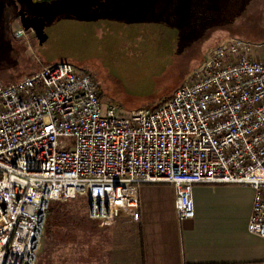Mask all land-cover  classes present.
Here are the masks:
<instances>
[{"label":"built area","instance_id":"obj_1","mask_svg":"<svg viewBox=\"0 0 264 264\" xmlns=\"http://www.w3.org/2000/svg\"><path fill=\"white\" fill-rule=\"evenodd\" d=\"M18 38L25 30L16 31ZM233 37L156 108L104 107L71 62L0 82V264H38L52 204L84 198L100 224L143 221V184H170L179 221L198 184L253 188L248 230L264 240V55Z\"/></svg>","mask_w":264,"mask_h":264},{"label":"rangeland","instance_id":"obj_2","mask_svg":"<svg viewBox=\"0 0 264 264\" xmlns=\"http://www.w3.org/2000/svg\"><path fill=\"white\" fill-rule=\"evenodd\" d=\"M128 1L60 0L37 11L30 9L46 20L48 38L43 44L32 34L12 37L9 30L22 26L17 20L8 27L6 18L13 13L0 7L5 17L0 33V82L9 85L43 65L71 62L93 74L104 107L115 105L118 114L128 116L162 104L203 65L212 49L233 37L249 41L264 55V0H140L152 6L151 15L136 13L129 16L131 20L118 19L120 5L132 13ZM107 10L114 17L100 18ZM86 210L84 198L52 204L38 264L49 242L74 239L73 233L62 229L70 220L84 216L83 225L98 223L88 218Z\"/></svg>","mask_w":264,"mask_h":264},{"label":"crops","instance_id":"obj_3","mask_svg":"<svg viewBox=\"0 0 264 264\" xmlns=\"http://www.w3.org/2000/svg\"><path fill=\"white\" fill-rule=\"evenodd\" d=\"M139 2L126 3L132 13L120 5L118 19L151 15L152 6ZM110 14L107 10L100 18ZM139 197L141 224L93 223L81 234L73 233L74 239L49 242L41 264H264V240L248 230L254 197L250 186L196 185L195 215L182 222L170 184H143Z\"/></svg>","mask_w":264,"mask_h":264},{"label":"flooded vegetation","instance_id":"obj_4","mask_svg":"<svg viewBox=\"0 0 264 264\" xmlns=\"http://www.w3.org/2000/svg\"><path fill=\"white\" fill-rule=\"evenodd\" d=\"M59 1L60 0H0V7H2V6L5 7L6 6V7L9 8V10H8L9 13L10 12L13 13V15H11V16L6 18V22L8 21L7 25L9 27L11 22H14V21H17V20L20 22L19 11H25L27 14L32 15V16L33 15L41 16V15L36 14V13L31 14L29 12L30 9H32L34 11H37L38 8H42L43 6L47 7V6L51 5V4L57 3ZM4 22H5V17H4L3 11H0V33L2 32L1 31V23H4ZM20 24H21V22H20ZM9 32L12 35V37L18 38L16 36V31L14 32V31H12V29H10ZM28 34H30V35L32 34L33 36L36 37L35 32L33 30H25V36H28Z\"/></svg>","mask_w":264,"mask_h":264},{"label":"water","instance_id":"obj_5","mask_svg":"<svg viewBox=\"0 0 264 264\" xmlns=\"http://www.w3.org/2000/svg\"><path fill=\"white\" fill-rule=\"evenodd\" d=\"M19 15L22 27L25 30H33L38 42L43 44L48 38V34L45 31L46 21L44 18L37 15H29L25 11H19Z\"/></svg>","mask_w":264,"mask_h":264},{"label":"trees","instance_id":"obj_6","mask_svg":"<svg viewBox=\"0 0 264 264\" xmlns=\"http://www.w3.org/2000/svg\"><path fill=\"white\" fill-rule=\"evenodd\" d=\"M86 213H87V210H86ZM83 221H85V217L84 216H82L81 219L77 218L75 220V218H74V220H70L69 225L67 224V225L62 226V229L66 233H79V232L81 233V232H84L85 229H83V227L88 228L89 225L88 226L83 225L84 224V223H82Z\"/></svg>","mask_w":264,"mask_h":264}]
</instances>
